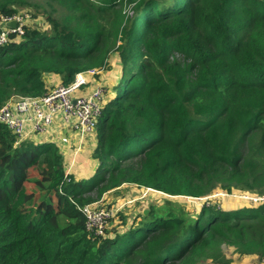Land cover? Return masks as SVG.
I'll use <instances>...</instances> for the list:
<instances>
[{
  "label": "trees",
  "instance_id": "obj_1",
  "mask_svg": "<svg viewBox=\"0 0 264 264\" xmlns=\"http://www.w3.org/2000/svg\"><path fill=\"white\" fill-rule=\"evenodd\" d=\"M37 1L51 31L27 27L0 47V107L43 95L48 77L67 86L98 71L84 88L104 94L90 155L98 164L88 179L65 177L56 144L15 146L0 124V264H234L222 246L263 262L264 202L208 201L191 216L167 200L100 237L77 207L122 185L188 199L264 195V0H127L130 19L121 0H0V15ZM112 54L121 77L109 97ZM30 168L37 199L24 186Z\"/></svg>",
  "mask_w": 264,
  "mask_h": 264
},
{
  "label": "built area",
  "instance_id": "obj_2",
  "mask_svg": "<svg viewBox=\"0 0 264 264\" xmlns=\"http://www.w3.org/2000/svg\"><path fill=\"white\" fill-rule=\"evenodd\" d=\"M33 21L28 11L0 15V47L16 42L23 36L25 28L33 27ZM10 22L15 23V28L7 26ZM97 73L95 70L80 72L67 86L51 85L41 96L12 97L5 101L0 107V124L15 137L14 145L24 141L56 144L63 159L69 157V163L65 164L66 177L81 151H93L95 147L104 94L102 88H84ZM258 200L264 202V199ZM123 206L124 203L116 199L103 202L102 198L77 209L84 217L86 231L100 237L109 231L108 222L118 218Z\"/></svg>",
  "mask_w": 264,
  "mask_h": 264
},
{
  "label": "rangeland",
  "instance_id": "obj_3",
  "mask_svg": "<svg viewBox=\"0 0 264 264\" xmlns=\"http://www.w3.org/2000/svg\"><path fill=\"white\" fill-rule=\"evenodd\" d=\"M123 1L122 4V14L124 15L125 19H130L134 13L133 11V3L129 4L127 3V0H121ZM41 4L44 5L41 1H37L33 7H26L22 11H28L32 14L34 17L33 21V28H38L40 31L50 32L51 28L49 23L46 20V16L44 15H37L39 12L36 6H40ZM46 12H50V9L48 7H45ZM20 11V10H18ZM35 15V16H34ZM109 63V71H106L104 76L102 77L104 80H102V84L104 87V90L108 91V96L112 97L111 92L112 89L116 86L118 83L120 77H121V67L119 64V59L116 54H112L108 60ZM57 78H46L48 87L51 85H59V80ZM46 84V85H47ZM103 126V124H102ZM72 141V140H71ZM85 151H81L79 156L76 158L75 167L72 168L74 171L75 176H73L74 180L80 181L81 179H88L90 178L97 167V161L92 159L90 156L92 154V151L88 153V156ZM64 162L69 163V157L66 156L64 158ZM63 162V171L64 175L66 171L65 163ZM70 175V173H68ZM78 177H83L81 179H78ZM28 177L30 179L29 182H26L24 184L26 192L27 193H33L35 199L38 198L39 191L35 188L34 183L32 182L34 179H40L38 168H30L28 171ZM122 193L121 195L117 194H106L104 195V198H107V201H112L115 199H118V202L124 203L125 206H123L124 212L123 216L125 217V221H122V219L117 218L115 221L108 222V230L109 231H116V232H125L127 231L131 226H134L135 223H133V219L139 215V213H143L145 210L148 211L150 204L159 206V207H165V202L168 200V202L172 203L175 207L182 209L183 211H186L191 216L196 215L200 209L204 206V203L210 202L209 204H213L218 208L222 209H230V208H242V207H252L254 205H259L262 203V201H259L258 199H264V195H254L250 194L248 192H245L241 195H233V194H223L221 193V190L219 192H216L215 194L208 195L207 197L201 198V199H188L185 197H167L162 194H155L154 192H146L143 188L138 187H132V186H125L122 185ZM125 189V190H124ZM46 191V190H45ZM43 191L42 193H45ZM263 193V192H262ZM47 194V193H46ZM52 203L54 204L56 201L55 198V192L52 190L50 193H48ZM95 199L94 194L91 195ZM117 197V198H113ZM102 199L101 197L99 200ZM98 200V199H97ZM127 201H131L130 204H128ZM105 202V201H103ZM127 202V203H126ZM137 225V223H136ZM111 229V230H110ZM222 252L224 255L231 259V261L234 264H261V259H246L244 257L243 259L239 257L232 248L227 246H222ZM198 264H209L207 261H201Z\"/></svg>",
  "mask_w": 264,
  "mask_h": 264
},
{
  "label": "crops",
  "instance_id": "obj_4",
  "mask_svg": "<svg viewBox=\"0 0 264 264\" xmlns=\"http://www.w3.org/2000/svg\"><path fill=\"white\" fill-rule=\"evenodd\" d=\"M57 79H55V81H56ZM60 84V83H59ZM52 86H54V85H52ZM90 151H87V152H84V153H86L87 154V156H88V153H89ZM66 163V162H65ZM75 166H73L72 168H74ZM72 168L70 169V174H72L73 176H75V174H74V171L72 170ZM78 179H81V178H83L82 176L81 177H78V176H76Z\"/></svg>",
  "mask_w": 264,
  "mask_h": 264
},
{
  "label": "water",
  "instance_id": "obj_5",
  "mask_svg": "<svg viewBox=\"0 0 264 264\" xmlns=\"http://www.w3.org/2000/svg\"><path fill=\"white\" fill-rule=\"evenodd\" d=\"M7 26L10 27V28H15V23H14V22H10V23L7 24ZM147 212H148V211L145 210V211L143 212V214L145 215Z\"/></svg>",
  "mask_w": 264,
  "mask_h": 264
},
{
  "label": "clouds",
  "instance_id": "obj_6",
  "mask_svg": "<svg viewBox=\"0 0 264 264\" xmlns=\"http://www.w3.org/2000/svg\"><path fill=\"white\" fill-rule=\"evenodd\" d=\"M155 192H156V191H155ZM155 192H154V193H155ZM157 194H160V193H157Z\"/></svg>",
  "mask_w": 264,
  "mask_h": 264
}]
</instances>
